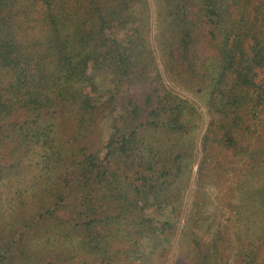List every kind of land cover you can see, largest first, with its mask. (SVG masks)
Wrapping results in <instances>:
<instances>
[{
  "label": "trees",
  "instance_id": "obj_1",
  "mask_svg": "<svg viewBox=\"0 0 264 264\" xmlns=\"http://www.w3.org/2000/svg\"><path fill=\"white\" fill-rule=\"evenodd\" d=\"M0 264H264V0H0Z\"/></svg>",
  "mask_w": 264,
  "mask_h": 264
},
{
  "label": "rangeland",
  "instance_id": "obj_2",
  "mask_svg": "<svg viewBox=\"0 0 264 264\" xmlns=\"http://www.w3.org/2000/svg\"><path fill=\"white\" fill-rule=\"evenodd\" d=\"M212 190H213V189H212V188H210V191H211V192H213Z\"/></svg>",
  "mask_w": 264,
  "mask_h": 264
}]
</instances>
